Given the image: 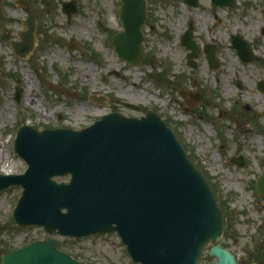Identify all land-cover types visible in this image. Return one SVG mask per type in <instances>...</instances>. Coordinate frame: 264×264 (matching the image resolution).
<instances>
[{
  "label": "rangeland",
  "instance_id": "obj_1",
  "mask_svg": "<svg viewBox=\"0 0 264 264\" xmlns=\"http://www.w3.org/2000/svg\"><path fill=\"white\" fill-rule=\"evenodd\" d=\"M18 1L0 0V174L27 169L14 151L23 125L82 130L114 112L139 118L152 109L176 133L228 214L221 245L241 264L264 261V197L256 187L264 172V92L258 89L264 83V0H237L225 10L210 0H199L198 8L184 0H146L145 56L138 67L121 61L112 45L123 32L121 0H28L37 18V43L27 59L9 44L20 42L28 18ZM71 2L77 13L68 20L62 7ZM190 26L199 47L193 64L181 44ZM236 36L249 43L257 61L241 62L231 48ZM206 45L216 48L215 69ZM183 92L198 94L200 102L190 108ZM239 157L242 168L232 163ZM22 193H0V264L4 254L49 237L43 228L16 225ZM52 238L83 264H135L117 234ZM212 246L201 264L216 262L209 257Z\"/></svg>",
  "mask_w": 264,
  "mask_h": 264
},
{
  "label": "water",
  "instance_id": "obj_2",
  "mask_svg": "<svg viewBox=\"0 0 264 264\" xmlns=\"http://www.w3.org/2000/svg\"><path fill=\"white\" fill-rule=\"evenodd\" d=\"M121 1L124 31L114 37L113 46L122 61L140 66L145 56L147 1ZM210 1L221 9L237 4V0ZM184 3L199 7V0ZM19 5L29 11L26 30L19 33L20 42L11 45L17 56L27 59L36 48L37 18L26 0ZM63 13L71 20L77 13L75 2L64 4ZM181 42L191 52L188 59L193 64L199 53L193 26ZM232 45L243 63L257 60L241 36L233 37ZM215 52V47L206 46L211 69L217 66ZM259 89L264 92V83ZM187 95L193 100L190 107L201 100L199 95L182 93L185 99ZM20 99L18 92L16 101ZM15 152L27 164V171L0 174V193L23 188L14 212L19 227L37 226L50 236L71 239L117 233L136 264H200L209 243H214L209 256L217 259L209 264H238L220 244L224 212L214 191L157 112L150 110L140 119L112 113L82 131H39L24 125L16 137ZM232 163L245 166L242 157ZM65 177H70L69 183L56 180ZM256 187L264 197V172ZM61 247L62 241L48 237L5 254L2 263L82 264Z\"/></svg>",
  "mask_w": 264,
  "mask_h": 264
},
{
  "label": "flooded vegetation",
  "instance_id": "obj_3",
  "mask_svg": "<svg viewBox=\"0 0 264 264\" xmlns=\"http://www.w3.org/2000/svg\"><path fill=\"white\" fill-rule=\"evenodd\" d=\"M259 264H264V261H261Z\"/></svg>",
  "mask_w": 264,
  "mask_h": 264
},
{
  "label": "trees",
  "instance_id": "obj_4",
  "mask_svg": "<svg viewBox=\"0 0 264 264\" xmlns=\"http://www.w3.org/2000/svg\"><path fill=\"white\" fill-rule=\"evenodd\" d=\"M227 216H228V214L226 213V214H225V219H226Z\"/></svg>",
  "mask_w": 264,
  "mask_h": 264
},
{
  "label": "bare ground",
  "instance_id": "obj_5",
  "mask_svg": "<svg viewBox=\"0 0 264 264\" xmlns=\"http://www.w3.org/2000/svg\"><path fill=\"white\" fill-rule=\"evenodd\" d=\"M4 166H6V164H4ZM10 173V172H9Z\"/></svg>",
  "mask_w": 264,
  "mask_h": 264
}]
</instances>
